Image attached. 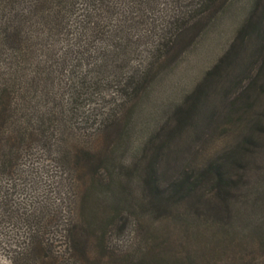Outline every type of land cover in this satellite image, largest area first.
<instances>
[{
  "label": "trees",
  "instance_id": "16d2710c",
  "mask_svg": "<svg viewBox=\"0 0 264 264\" xmlns=\"http://www.w3.org/2000/svg\"><path fill=\"white\" fill-rule=\"evenodd\" d=\"M156 1L0 0V192L5 188L1 180L16 174L22 157L30 159L42 149L77 174L78 191L75 178L69 184L66 175L57 198L72 203L67 234L75 261L264 264V216L255 214L264 204V115L255 119L254 135L242 137L232 155L182 166L164 181L156 165L159 131L139 145L131 164L116 163L122 118L128 113L119 114L121 104L136 100L157 74L156 66L183 52L203 26V15L194 9L149 25L154 40L145 61L126 67L131 52L139 50L138 24ZM215 1L199 0L200 11H216ZM244 32L255 38L252 52L259 54L264 75V0H249L234 38L206 78L227 57L236 58ZM105 81L119 85L120 99L101 106L93 98H104ZM179 110L174 128L183 123ZM96 115L107 131L92 148L84 132L75 137L71 130L78 120ZM3 197L0 193L3 213L31 230L26 264H39L49 256L42 244L48 203L22 217L19 207L12 210ZM114 233L122 235L126 247L108 251ZM90 244L96 257H88Z\"/></svg>",
  "mask_w": 264,
  "mask_h": 264
},
{
  "label": "rangeland",
  "instance_id": "374dc122",
  "mask_svg": "<svg viewBox=\"0 0 264 264\" xmlns=\"http://www.w3.org/2000/svg\"><path fill=\"white\" fill-rule=\"evenodd\" d=\"M198 1L157 0L154 9L146 13L138 24L139 50L131 52L126 63V67L132 69L145 61L154 40L149 25L159 26L178 11L194 9L203 15V26L196 38L168 63L158 64L157 74L140 96L121 104L119 112L121 114L128 109V113L122 116V139L115 152L117 165L121 161L131 164L139 145L159 131L156 142L160 144V150L156 165L163 181L182 166H199L208 159L232 155L242 137L254 135V121L264 115V75L259 72V54L252 52L255 38L249 32H244L242 41L238 43L236 58L227 57L219 69L205 77L207 69L234 38L247 13L249 0H216L212 6L216 11L210 14H207V9L200 11L202 5L199 6ZM118 87L114 82L105 81L104 98L97 95L94 101L99 99L100 105L106 106L120 99ZM179 107L178 113L184 116L183 123L174 128V112ZM98 118L96 115L88 120H78L71 130L75 137L79 131L84 132L87 144L92 148L103 140L107 131L102 129ZM260 121L264 122V117ZM248 172L250 179L251 170ZM66 175L68 183L75 178L72 185L78 191L76 171L66 168L51 153L40 149L30 159L22 157L16 174L1 180L5 188L0 193L2 196L5 194L3 198L12 204V210L19 207L16 209L22 211V217L26 211L39 208L43 203L49 205L43 212L46 214L44 221L48 224L44 228L46 238L42 242L49 256H44L39 264H88L85 258L75 261L67 234L72 203L66 197L59 203L57 199L65 188ZM246 211L253 214L251 208ZM255 214L259 218L264 216V204ZM31 235L27 224L23 221L22 226L16 224L3 213L0 200V264H26L23 255L32 244ZM122 239V235L112 234L108 251L125 248ZM21 249L22 260L18 252ZM88 251V257L97 256L93 244L89 245ZM106 259L104 256L103 261ZM119 264L137 263L129 258Z\"/></svg>",
  "mask_w": 264,
  "mask_h": 264
}]
</instances>
